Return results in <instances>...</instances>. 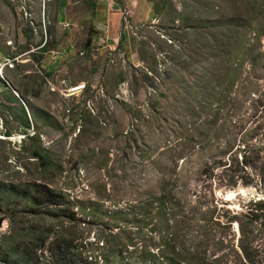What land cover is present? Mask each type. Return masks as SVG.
Masks as SVG:
<instances>
[{"label":"rangeland","instance_id":"obj_1","mask_svg":"<svg viewBox=\"0 0 264 264\" xmlns=\"http://www.w3.org/2000/svg\"><path fill=\"white\" fill-rule=\"evenodd\" d=\"M77 257L264 264V0H0V262Z\"/></svg>","mask_w":264,"mask_h":264},{"label":"trees","instance_id":"obj_2","mask_svg":"<svg viewBox=\"0 0 264 264\" xmlns=\"http://www.w3.org/2000/svg\"><path fill=\"white\" fill-rule=\"evenodd\" d=\"M96 2V1H95ZM90 37H89V45H90ZM44 47L45 46H43L42 48H41V50L43 49L44 50V52L46 53L47 52V49H44ZM39 67H41V69H42V63H39ZM47 67V66H46ZM49 68V67H48ZM43 70V69H42ZM49 71H47V72H52V71H50V69H48ZM36 156V155H35ZM47 198H49V200L51 201V203L52 204H56L55 203V201H54V199L52 198V197H47ZM58 205V204H57ZM165 214L166 213H162V216L163 217H165ZM66 243V240L64 239V240H62V241H59L58 243H57V247H56V249H55V251L57 252H59V253H69V251H70V249H71V246H69V245H66L65 244ZM64 245H66V247L64 246ZM81 258H79V257H77L76 259H74L71 263H69V264H90L88 261H86L87 259H85V261L83 260V259H81ZM80 261V262H79Z\"/></svg>","mask_w":264,"mask_h":264},{"label":"built area","instance_id":"obj_3","mask_svg":"<svg viewBox=\"0 0 264 264\" xmlns=\"http://www.w3.org/2000/svg\"><path fill=\"white\" fill-rule=\"evenodd\" d=\"M83 91V85H72V86H69L67 88H65L61 94L63 95V97L65 98H68V99H71L75 96H78L81 92Z\"/></svg>","mask_w":264,"mask_h":264},{"label":"crops","instance_id":"obj_4","mask_svg":"<svg viewBox=\"0 0 264 264\" xmlns=\"http://www.w3.org/2000/svg\"><path fill=\"white\" fill-rule=\"evenodd\" d=\"M61 24H68V22H60ZM107 34V35H106ZM105 35V37L106 38H110V42H109V44L110 45H112L113 43H116L115 41L117 40V34L115 33V31L113 30V28H111L110 26H109V31H107V33H105L104 34ZM93 39V38H92ZM93 41L95 42V41H97V39L96 38H94L93 39ZM45 67H46V65H45Z\"/></svg>","mask_w":264,"mask_h":264},{"label":"bare ground","instance_id":"obj_5","mask_svg":"<svg viewBox=\"0 0 264 264\" xmlns=\"http://www.w3.org/2000/svg\"><path fill=\"white\" fill-rule=\"evenodd\" d=\"M236 196V193L235 192H230L227 196V199L228 200H232L234 197ZM0 264H8L7 262L3 261V262H0Z\"/></svg>","mask_w":264,"mask_h":264},{"label":"water","instance_id":"obj_6","mask_svg":"<svg viewBox=\"0 0 264 264\" xmlns=\"http://www.w3.org/2000/svg\"><path fill=\"white\" fill-rule=\"evenodd\" d=\"M100 28H101V29H103V30L105 29V28H104V27H102V26H101ZM43 66H44V65H43ZM44 67H45V66H44Z\"/></svg>","mask_w":264,"mask_h":264}]
</instances>
